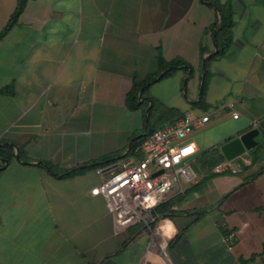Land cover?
I'll use <instances>...</instances> for the list:
<instances>
[{"label": "crops", "instance_id": "1", "mask_svg": "<svg viewBox=\"0 0 264 264\" xmlns=\"http://www.w3.org/2000/svg\"><path fill=\"white\" fill-rule=\"evenodd\" d=\"M230 2L229 48L210 58L217 13L199 0H23L0 38V148L13 150L0 157V264H165L146 249L154 232L173 264H264V0ZM20 3L0 0V32ZM158 55L193 74L178 68L145 98L169 93L184 114L209 117L189 136L193 161L225 160L219 146L251 128L259 143L231 161L235 172L194 170L179 213L117 232L104 198L90 193L103 178L96 170L116 162L93 165L128 153L143 114L125 96ZM183 82L192 96L181 101ZM81 165L91 166L67 173ZM226 230L236 234L231 249Z\"/></svg>", "mask_w": 264, "mask_h": 264}, {"label": "built area", "instance_id": "2", "mask_svg": "<svg viewBox=\"0 0 264 264\" xmlns=\"http://www.w3.org/2000/svg\"><path fill=\"white\" fill-rule=\"evenodd\" d=\"M232 117L237 118L238 114L233 112ZM208 120L206 114L196 116L191 112L185 113L172 124L146 136L134 148L135 155H142L140 158L117 161L108 168L96 170L103 178L90 189V193L104 198L117 232L138 224L150 227L153 208L167 200L173 192H182V182L195 179L191 163L197 147L189 136ZM151 167L155 170L152 171ZM226 171H236L231 161L223 160L212 168L215 174ZM223 241L231 249L236 241L235 232L226 230ZM146 249L158 252L165 264H173L157 232L152 233Z\"/></svg>", "mask_w": 264, "mask_h": 264}, {"label": "trees", "instance_id": "3", "mask_svg": "<svg viewBox=\"0 0 264 264\" xmlns=\"http://www.w3.org/2000/svg\"><path fill=\"white\" fill-rule=\"evenodd\" d=\"M199 1L203 3L204 5H207L218 12L219 20L215 21L209 28L210 37L213 38V42L217 45L218 50L214 52L210 56V58L223 56L227 52L230 42H231V32H232L231 29L233 26V12H232L231 2L230 0H227L226 3H221L219 0H199ZM22 2L23 0H21V3L19 4V6L15 9L7 26L3 29L2 32H0V38H2L5 35L10 25L14 22V20L20 13ZM210 58L205 59V68ZM178 68H181L186 73H188L189 77L193 74L192 67L188 65L187 63H185L184 61H182L181 59H173L171 61H166L161 55H158L156 59V70L153 73L146 76L142 80L133 81V84L130 90L127 92L125 96V103L130 110L141 109L142 114H143V125L141 129V133H144V135L131 142L128 153L132 152V154L135 155L134 148L137 147L146 136H148L149 134H151L153 131L157 129H161L164 126L172 124L174 121L184 116L183 112L175 108H170V110L168 111L165 110V111L157 112L155 111V107H154L155 99L151 97L144 98L143 96L144 93H142L140 97H138V93L141 88H144L143 89V92H144L148 88V86L155 83L157 80L168 76L169 74H171L173 71H175ZM207 73L208 72L206 69L203 83L201 84L199 88L200 100L197 103H195V105L198 107H202L204 104L203 95H204L206 79L208 75ZM159 74H162V76L156 80V77ZM139 99L142 102H139L138 101ZM148 102L150 103V108H149V113L147 115L146 124L144 125L145 109L141 108V103H145L146 104L145 108H147ZM12 156H13V150L9 145L1 146L0 148L1 158L10 159ZM113 160L114 159H110L109 157H103L100 159V163L93 165V167L97 168L100 166L101 167L105 166V163H109ZM201 164L203 166L204 171L206 172L207 177L212 176L213 173L211 169L217 164V162L211 158H204L201 160ZM40 165L49 169L50 172H54L56 168L51 163L46 162V161L40 162ZM82 170H85V169L84 168L83 169H72V170H68L67 173H75V172H80ZM194 186L196 185L185 188L183 189L182 192H177L173 194L167 200L155 206L152 210L153 218L158 219L160 217H169V216L179 213L178 212L179 210L178 211L175 210V206L184 202L187 194L190 191H192V187Z\"/></svg>", "mask_w": 264, "mask_h": 264}, {"label": "water", "instance_id": "4", "mask_svg": "<svg viewBox=\"0 0 264 264\" xmlns=\"http://www.w3.org/2000/svg\"><path fill=\"white\" fill-rule=\"evenodd\" d=\"M216 13H217L216 21H218L219 15H218L217 11H216ZM213 47H214V52H216L218 50V48L214 42H213ZM205 59H206V57H203V59H202L201 84L203 83V80L205 77ZM161 76H162V74H160L158 77H156V79H159ZM182 88H183V91H185V88H186L185 82H183ZM141 91H142V88L140 89L139 93ZM148 112H149V107L146 109V112H145L146 116L148 115ZM145 124H146V122H145ZM258 134H259V130L257 128H251L245 132H242L238 136H235L234 138L228 140L227 142L221 144L219 146V150H220L223 158L227 161H232L235 158L244 154L246 151L254 148L259 143L257 141ZM143 135H144V133L139 134L134 139H138ZM129 148L130 147H128V150H129ZM16 158H18V154H16ZM4 163H6L5 160H4ZM89 166H91V165H81V166H78L77 168H85V167H89Z\"/></svg>", "mask_w": 264, "mask_h": 264}, {"label": "rangeland", "instance_id": "5", "mask_svg": "<svg viewBox=\"0 0 264 264\" xmlns=\"http://www.w3.org/2000/svg\"><path fill=\"white\" fill-rule=\"evenodd\" d=\"M160 75V74H159ZM158 75V76H159ZM170 75V74H169ZM157 76V77H158ZM157 80V79H156ZM182 87H183V84H182ZM147 92H148V88L144 91V98H145V95H147ZM185 94L183 93V97L181 96V101L182 99L185 100L186 99H189L191 96H192V93H191V90H190V87H186L185 88ZM154 107H155V111H165V110H170V108H175V109H178L176 108L172 103H175L174 99L172 98V96L170 95L169 96V93L168 95H165V96H162L161 99L160 98H155V101H154ZM146 104L145 103H141V108L142 109H145L146 110ZM179 110V109H178ZM180 111V110H179ZM155 113V112H153ZM142 123L143 121L141 122V119L140 120H134L133 121V125H132V131H133V135L137 136L138 134L141 133V128H142ZM133 136V137H134ZM132 137V138H133ZM122 153H118V155H122ZM133 156L132 152H129L128 154H123L122 157H120L119 159H114L113 161L117 162V161H128L129 158ZM142 155L141 154H138L137 157H141ZM112 162V161H111ZM110 163V162H109ZM108 166V163H105V167ZM191 167L193 170H195L197 172V174H202V169H203V166L200 162H195V161H192L191 163ZM151 170L154 171V167H151ZM182 185H184V183H181ZM138 227V226H137ZM136 227V228H137ZM135 228V227H134ZM135 228V229H136Z\"/></svg>", "mask_w": 264, "mask_h": 264}]
</instances>
